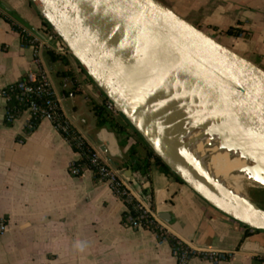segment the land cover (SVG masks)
Here are the masks:
<instances>
[{"label":"crops","instance_id":"0c3cea01","mask_svg":"<svg viewBox=\"0 0 264 264\" xmlns=\"http://www.w3.org/2000/svg\"><path fill=\"white\" fill-rule=\"evenodd\" d=\"M158 1L264 69V0ZM46 26L29 0H0V217L7 224L0 264H177L167 240L127 225V206L106 184L89 171L69 174L78 154L48 121L30 129L24 109L7 121L6 89L37 67L48 72L58 95L73 94L62 108L75 131L135 196L149 200L166 232L195 253L186 264H264V232L223 215L162 172L123 118H114L122 132L97 124L93 108L103 96L69 56L63 61L43 51L34 63L22 30L43 37ZM102 129L115 134L120 156L110 157L99 143ZM143 161L147 168L137 169ZM209 252L226 259L202 257Z\"/></svg>","mask_w":264,"mask_h":264},{"label":"water","instance_id":"95a60500","mask_svg":"<svg viewBox=\"0 0 264 264\" xmlns=\"http://www.w3.org/2000/svg\"><path fill=\"white\" fill-rule=\"evenodd\" d=\"M29 1L101 95L175 176L218 212L264 232V209L209 180L156 118L173 101L194 110L200 121L211 123L209 132L260 163L253 167L255 182L264 186L262 67L158 0ZM153 94L166 98L151 104L146 98ZM97 139L110 157L120 156L113 132L102 129Z\"/></svg>","mask_w":264,"mask_h":264},{"label":"built area","instance_id":"2783aa9c","mask_svg":"<svg viewBox=\"0 0 264 264\" xmlns=\"http://www.w3.org/2000/svg\"><path fill=\"white\" fill-rule=\"evenodd\" d=\"M22 39L33 51L34 63L39 65V58L43 51H50L59 57L70 56V52L64 42L52 31L43 37L28 35L22 30ZM4 97L7 102L13 99L23 106L30 119L28 127L34 128L37 121H48L54 130L58 132L77 152L78 159L71 163L69 174L80 176L89 171L99 181L108 186L112 193L120 198L127 206L125 213L126 223L133 229H145L151 231L159 240H171L172 253L177 264H186L195 253L182 241L166 232L160 221L150 212L145 199L138 198L130 187L117 175L110 165L92 149L72 127L63 112L62 102L65 98H72L73 94L58 95L53 87L51 78L46 70L37 67L27 71L16 83L10 85ZM103 108L111 117L116 118L119 112L114 105L103 96ZM12 115L9 110L7 121H11ZM135 214V216L132 215ZM7 230V224L0 217V235ZM202 257L211 261L225 260L226 256L209 252L201 254Z\"/></svg>","mask_w":264,"mask_h":264},{"label":"bare ground","instance_id":"6f19581e","mask_svg":"<svg viewBox=\"0 0 264 264\" xmlns=\"http://www.w3.org/2000/svg\"><path fill=\"white\" fill-rule=\"evenodd\" d=\"M165 98L164 94H153L146 100L156 104ZM156 118L185 156L196 162L209 180L225 193L243 200L245 181H256L253 167L260 165L253 156L229 146L226 137L217 132H209L211 123L200 121L194 110L182 107L180 102L173 101L158 111Z\"/></svg>","mask_w":264,"mask_h":264},{"label":"trees","instance_id":"16d2710c","mask_svg":"<svg viewBox=\"0 0 264 264\" xmlns=\"http://www.w3.org/2000/svg\"><path fill=\"white\" fill-rule=\"evenodd\" d=\"M47 24V23H46ZM49 53H50V51H48ZM52 53V52H51ZM56 59H59V60H65V58H63V57H57L56 56ZM78 67L80 68V70L84 73V71L81 69V67L78 65ZM85 74V73H84ZM91 82V81H90ZM92 83V82H91ZM8 110H9V112H10V114L12 115V118H15L18 114H19V112L21 111V110H23V106L21 105V104H18L17 102H15L13 99H11L9 102H8ZM94 112H95V116H96V119H97V124L99 125V126H103L104 124H106V123H108L109 125H110V127L111 128H114L117 132H122V130L124 129V126H122V125H119L118 123H114V119L111 117V116H109V115H107V114H105L104 112H103V106H94ZM124 119V118H123ZM124 121H125V123H126V126H129L131 129H132V127L127 123V121L124 119ZM132 131L136 134V135H138L133 129H132ZM139 136V135H138ZM141 138V137H140ZM141 140V139H140ZM148 149H149V147L147 146V145H145ZM149 155L150 156H152L153 157V161H154V163L159 167V169L162 171V172H164L165 174H168V175H171V176H173L176 180H178L180 183H183L177 176H175L168 168H167V166H165V164H163L162 162H161V160L158 158V157H156L154 154H153V152L149 149ZM149 159V157H147V158H145V160H148ZM144 162L145 161H143V163H138L137 164V169H139V170H144V169H146L147 168V164L145 163L144 164ZM184 184V183H183ZM147 202V204L149 203V200L148 201H146ZM132 215L133 216H135V214H133L132 213ZM169 243L171 244L172 243V241L170 240L169 241ZM226 259V258H225Z\"/></svg>","mask_w":264,"mask_h":264},{"label":"rangeland","instance_id":"374dc122","mask_svg":"<svg viewBox=\"0 0 264 264\" xmlns=\"http://www.w3.org/2000/svg\"><path fill=\"white\" fill-rule=\"evenodd\" d=\"M46 28H49V30L45 33L48 34L49 32H51V28L47 25ZM70 60L73 61V64H77V62L74 60V58L72 57V55L69 56ZM78 65V64H77ZM84 74V73H83ZM86 76V75H85ZM96 88V87H95ZM97 89V88H96ZM98 90V89H97ZM99 94L100 91L98 90ZM102 106V104H101ZM103 112L105 114H107V111L103 108ZM109 115V114H107ZM110 116V115H109ZM120 118H123L120 114L119 116ZM114 119V117H112ZM124 120V119H121ZM130 128V127H129ZM132 130V129H131ZM135 134V133H133ZM136 135V134H135ZM139 139H141V141L144 143V141L142 140V138H140V136L136 135ZM145 144V143H144ZM146 145V144H145ZM248 198L250 200H252L253 202H255L258 206H260L262 209H264V186L251 180V181H245V185H244V192H243V199Z\"/></svg>","mask_w":264,"mask_h":264},{"label":"clouds","instance_id":"9594fccd","mask_svg":"<svg viewBox=\"0 0 264 264\" xmlns=\"http://www.w3.org/2000/svg\"><path fill=\"white\" fill-rule=\"evenodd\" d=\"M78 247L82 250L83 249V247H84V244L83 243H81V244H79L78 245Z\"/></svg>","mask_w":264,"mask_h":264}]
</instances>
